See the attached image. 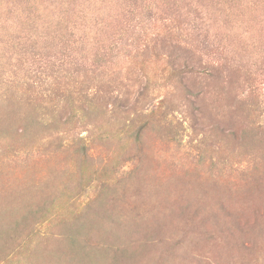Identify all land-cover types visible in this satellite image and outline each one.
<instances>
[{"label":"rangeland","instance_id":"rangeland-1","mask_svg":"<svg viewBox=\"0 0 264 264\" xmlns=\"http://www.w3.org/2000/svg\"><path fill=\"white\" fill-rule=\"evenodd\" d=\"M0 264H264V0H0Z\"/></svg>","mask_w":264,"mask_h":264},{"label":"trees","instance_id":"trees-1","mask_svg":"<svg viewBox=\"0 0 264 264\" xmlns=\"http://www.w3.org/2000/svg\"><path fill=\"white\" fill-rule=\"evenodd\" d=\"M185 65L188 66L189 64L187 62H185ZM38 79L41 80V78H38ZM81 90H85V88L81 87ZM83 97H84V100L82 101V105L80 106V109L84 112V111H86L88 109V104L91 101V94L85 92ZM74 115L76 116L77 114H74ZM70 116H73V114L71 113Z\"/></svg>","mask_w":264,"mask_h":264}]
</instances>
